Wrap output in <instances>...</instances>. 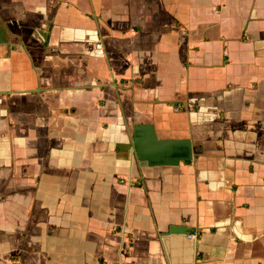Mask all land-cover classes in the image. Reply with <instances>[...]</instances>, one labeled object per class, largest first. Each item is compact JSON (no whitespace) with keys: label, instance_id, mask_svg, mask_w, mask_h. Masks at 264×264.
<instances>
[{"label":"crops","instance_id":"0c3cea01","mask_svg":"<svg viewBox=\"0 0 264 264\" xmlns=\"http://www.w3.org/2000/svg\"><path fill=\"white\" fill-rule=\"evenodd\" d=\"M0 264H264V0H0Z\"/></svg>","mask_w":264,"mask_h":264},{"label":"water","instance_id":"95a60500","mask_svg":"<svg viewBox=\"0 0 264 264\" xmlns=\"http://www.w3.org/2000/svg\"><path fill=\"white\" fill-rule=\"evenodd\" d=\"M137 153H138V155H140V152L137 151ZM172 233H176V234H188L189 235L191 232L190 231L188 232L186 229H184V230H181V231L180 230H177L176 232H172Z\"/></svg>","mask_w":264,"mask_h":264},{"label":"built area","instance_id":"2783aa9c","mask_svg":"<svg viewBox=\"0 0 264 264\" xmlns=\"http://www.w3.org/2000/svg\"><path fill=\"white\" fill-rule=\"evenodd\" d=\"M188 237L190 238V239H192V240H195V239H197V233L196 232H191L189 235H188Z\"/></svg>","mask_w":264,"mask_h":264}]
</instances>
